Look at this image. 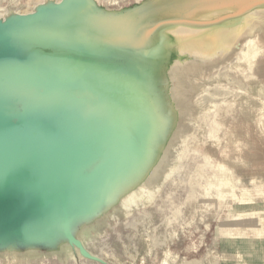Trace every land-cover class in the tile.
Segmentation results:
<instances>
[{"label":"water","instance_id":"water-1","mask_svg":"<svg viewBox=\"0 0 264 264\" xmlns=\"http://www.w3.org/2000/svg\"><path fill=\"white\" fill-rule=\"evenodd\" d=\"M259 9L43 0L0 15V258L110 264L87 243L128 221L108 215L148 178L162 192L144 211L162 200L199 136L201 91L258 35L237 29Z\"/></svg>","mask_w":264,"mask_h":264},{"label":"rangeland","instance_id":"rangeland-1","mask_svg":"<svg viewBox=\"0 0 264 264\" xmlns=\"http://www.w3.org/2000/svg\"><path fill=\"white\" fill-rule=\"evenodd\" d=\"M42 1L0 0V15L31 11ZM260 24L237 60L201 91L199 136L184 152L162 200L144 211L162 191L161 182L150 194L142 185L141 196L112 216L128 221L87 243L94 254L110 264H264V21ZM12 260L0 258V264H59L55 258ZM65 264L98 263L80 258Z\"/></svg>","mask_w":264,"mask_h":264},{"label":"bare ground","instance_id":"bare-ground-1","mask_svg":"<svg viewBox=\"0 0 264 264\" xmlns=\"http://www.w3.org/2000/svg\"><path fill=\"white\" fill-rule=\"evenodd\" d=\"M262 12V13H261ZM248 16V17H247ZM252 16V17H251ZM247 17V18H246ZM244 18H246V19H244L243 21H241V25L238 27V29L237 30H239V31H241L243 34L245 33V32H249V33H251V32H253L254 30H256L257 29V27H259V24H260V21L261 20H263L264 21V11L262 10V9H259L258 11H253L252 12V14H247ZM251 18H254L255 20H253L252 22H250L249 21V19L251 20ZM250 25H252V26H250ZM261 25V24H260ZM250 26V27H249ZM259 29V28H258ZM257 29V30H258ZM248 33V34H249ZM251 40V39H250ZM169 75H170V71H169V69L168 70H164L163 72H160L159 73V78L157 79V80H155L156 81V85H157V87H156V89H157V91H160V92H162L163 93V95L162 94H160V97L163 99L164 97L163 96H165L166 95V89L168 90V92H169V89L168 88H166L164 85L166 84V86L168 87V82H169ZM155 174H157V173H155ZM154 174V175H155ZM162 177H161V175H160V178L159 179H161ZM147 180H151V178H148ZM147 182V181H146ZM146 182H143V184L142 185H144ZM161 182V181H160ZM142 185L138 188V189H136L135 191H133V192H131L128 196H127V200L129 201V202H133L134 201V199H136V198H139V196H141V195H139V192H140V188L142 187ZM145 186V185H144ZM158 186H159V184H158ZM156 188V187H155ZM150 190L151 189H149L148 190V194H150ZM136 196H138V197H136ZM126 199V198H125ZM123 200L124 202L126 201V200ZM127 201V202H128ZM141 203L140 201H135V203ZM131 204H133V203H131ZM130 204V205H131ZM120 205H123L122 204V202H121V204ZM129 206V204H126V205H123V206H116V207H112L113 208V212H111L109 215H108V218H110L111 216H113V215H115V213L116 212H118V211H120L121 209H123L125 206ZM101 221H99L98 223H96V228L95 229H97V228H99V227H101L102 225H101ZM94 226V227H95ZM22 263V260H19L18 261V263L17 264H21Z\"/></svg>","mask_w":264,"mask_h":264}]
</instances>
